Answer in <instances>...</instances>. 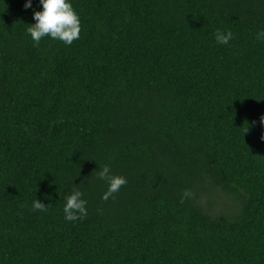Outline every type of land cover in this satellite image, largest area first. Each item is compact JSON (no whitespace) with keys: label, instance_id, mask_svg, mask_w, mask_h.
I'll return each instance as SVG.
<instances>
[{"label":"trees","instance_id":"1","mask_svg":"<svg viewBox=\"0 0 264 264\" xmlns=\"http://www.w3.org/2000/svg\"><path fill=\"white\" fill-rule=\"evenodd\" d=\"M25 3L0 0V264H264V0H70L80 38L38 46Z\"/></svg>","mask_w":264,"mask_h":264},{"label":"clouds","instance_id":"2","mask_svg":"<svg viewBox=\"0 0 264 264\" xmlns=\"http://www.w3.org/2000/svg\"><path fill=\"white\" fill-rule=\"evenodd\" d=\"M42 10L33 12L34 24H30L27 32L30 34L34 44L38 46L42 39L49 37L53 40H59L66 45H71L75 40L80 38L82 24L79 13L75 10L70 0H39ZM25 9L32 7V0H26ZM257 40L264 41V30L257 33ZM216 42L219 44H228L233 39V33L229 30L226 33L217 29L215 33ZM59 122H63L62 120ZM260 123L264 126V115L260 117ZM248 128L246 129L247 132ZM264 140V135L261 136ZM99 179L108 183L107 191L103 194L102 199L107 201L110 197L114 198L115 194L127 184L126 177L114 175L111 173L108 165L102 166L97 173ZM192 192L185 189L181 196V203L192 196ZM83 193L78 187H74L72 193L66 197L64 205V218L67 221H76L84 219L87 216V201L82 199ZM49 204H44L40 200L33 201V211L46 212Z\"/></svg>","mask_w":264,"mask_h":264},{"label":"rangeland","instance_id":"3","mask_svg":"<svg viewBox=\"0 0 264 264\" xmlns=\"http://www.w3.org/2000/svg\"><path fill=\"white\" fill-rule=\"evenodd\" d=\"M215 203H213V209L216 210V211H220V210H224V209H230L232 208L233 206H235V202L225 196V195H221L219 198L217 199H213ZM233 201V203H232Z\"/></svg>","mask_w":264,"mask_h":264}]
</instances>
